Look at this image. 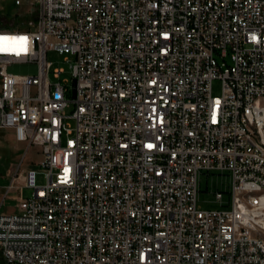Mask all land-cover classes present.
Instances as JSON below:
<instances>
[{
  "label": "built area",
  "instance_id": "obj_1",
  "mask_svg": "<svg viewBox=\"0 0 264 264\" xmlns=\"http://www.w3.org/2000/svg\"><path fill=\"white\" fill-rule=\"evenodd\" d=\"M14 5L29 18L0 36H27L28 50L0 52V128L40 147L46 182L19 164L5 187L0 207L17 201L0 213L5 262L264 264V0ZM49 50L73 57L71 100L49 80ZM16 63L37 74L8 72ZM213 171L230 175L229 208L198 209Z\"/></svg>",
  "mask_w": 264,
  "mask_h": 264
},
{
  "label": "rangeland",
  "instance_id": "obj_2",
  "mask_svg": "<svg viewBox=\"0 0 264 264\" xmlns=\"http://www.w3.org/2000/svg\"><path fill=\"white\" fill-rule=\"evenodd\" d=\"M25 1V0H23ZM26 5L15 6L14 0H0V26H23V22L29 18L25 14ZM20 27L19 29H23ZM46 60L50 62L49 80L50 82H60L66 88V99L72 98V69L71 64L73 57L69 54H59L56 51L49 50L45 54ZM7 71L20 75H36V63H16L7 66ZM59 71L57 77L55 72ZM211 92L213 95H219L221 92V81L214 79L211 83ZM73 110V104L68 103L64 113L70 114ZM68 122L73 125V121L68 119ZM41 159L40 147L32 145L27 149V145L17 142L14 138V133L11 128H0V184L11 180V176L20 164L21 170L35 169L37 173V183L42 185L46 182L42 168L38 164ZM21 184V181L18 182ZM8 185V184H7ZM6 185V186H7ZM5 186V187H6ZM231 178L228 172L221 173L213 171L210 173L202 172L199 176V191L197 196L198 209H221L229 208L230 202ZM223 192V206L215 199L216 191ZM5 192V188H4ZM4 192L1 200L4 198ZM31 193L30 189L23 188V197H28ZM15 193L12 192L5 198L2 205L3 209L13 211L16 207ZM0 200V201H1ZM264 213V212H263ZM0 264H7L0 252Z\"/></svg>",
  "mask_w": 264,
  "mask_h": 264
},
{
  "label": "snow or ice",
  "instance_id": "obj_3",
  "mask_svg": "<svg viewBox=\"0 0 264 264\" xmlns=\"http://www.w3.org/2000/svg\"><path fill=\"white\" fill-rule=\"evenodd\" d=\"M253 39H255V37H253ZM27 43V36H0V52H14L17 56H19L22 52H27ZM218 103L219 101H217V104ZM213 122H215V115H213ZM146 147L152 149L155 147V145L147 144ZM69 172L70 169L68 167H65V176L62 182H68Z\"/></svg>",
  "mask_w": 264,
  "mask_h": 264
},
{
  "label": "crops",
  "instance_id": "obj_4",
  "mask_svg": "<svg viewBox=\"0 0 264 264\" xmlns=\"http://www.w3.org/2000/svg\"><path fill=\"white\" fill-rule=\"evenodd\" d=\"M8 183H9V180H8L7 182H4V183H1V184H0V200H1L2 196H3L4 188H5V186H6ZM3 203H4V202H3ZM2 205H3V204H2ZM2 205H1V207H0V213H13V212L16 211V207H14L13 211L10 212L9 210L3 209V208H2Z\"/></svg>",
  "mask_w": 264,
  "mask_h": 264
},
{
  "label": "bare ground",
  "instance_id": "obj_5",
  "mask_svg": "<svg viewBox=\"0 0 264 264\" xmlns=\"http://www.w3.org/2000/svg\"><path fill=\"white\" fill-rule=\"evenodd\" d=\"M258 215H262L264 217V195L261 196L260 205L258 207ZM262 219V218H260ZM264 221V219H263Z\"/></svg>",
  "mask_w": 264,
  "mask_h": 264
},
{
  "label": "water",
  "instance_id": "obj_6",
  "mask_svg": "<svg viewBox=\"0 0 264 264\" xmlns=\"http://www.w3.org/2000/svg\"><path fill=\"white\" fill-rule=\"evenodd\" d=\"M74 86H75V80H72V96H74Z\"/></svg>",
  "mask_w": 264,
  "mask_h": 264
}]
</instances>
